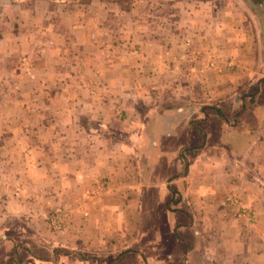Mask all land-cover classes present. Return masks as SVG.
Returning a JSON list of instances; mask_svg holds the SVG:
<instances>
[{"label":"crops","instance_id":"0c3cea01","mask_svg":"<svg viewBox=\"0 0 264 264\" xmlns=\"http://www.w3.org/2000/svg\"><path fill=\"white\" fill-rule=\"evenodd\" d=\"M62 1L0 0V264H264V0Z\"/></svg>","mask_w":264,"mask_h":264},{"label":"rangeland","instance_id":"374dc122","mask_svg":"<svg viewBox=\"0 0 264 264\" xmlns=\"http://www.w3.org/2000/svg\"><path fill=\"white\" fill-rule=\"evenodd\" d=\"M123 1H130L132 3H135V0H107V1L106 0L105 1L104 0H80L79 6H78V8H79L78 11H80V12H86L87 9H89V10H93L94 11V14L96 16H102L100 14H101V11H102L103 4L110 3L111 4V14H117L116 12H118V10H119V5ZM62 2H63V5H64L63 12H70L68 6H65V4L67 5V3L69 1L63 0ZM88 3H89V7H86V4H88ZM25 26L26 27H29V24L27 23ZM92 28H101V26H92ZM94 31L97 32L98 30H94ZM109 31L112 32V30H110V29H109ZM197 80H194V81H197ZM31 97L33 98L34 95L33 96L31 95ZM48 229L50 231L49 232L50 233V236L53 237L55 231L51 227H48Z\"/></svg>","mask_w":264,"mask_h":264}]
</instances>
